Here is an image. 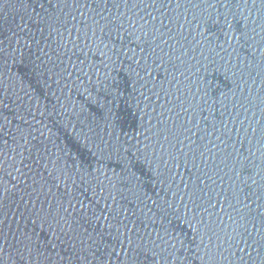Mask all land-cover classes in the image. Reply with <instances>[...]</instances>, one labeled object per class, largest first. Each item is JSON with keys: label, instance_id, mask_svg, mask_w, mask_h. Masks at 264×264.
I'll list each match as a JSON object with an SVG mask.
<instances>
[{"label": "water", "instance_id": "95a60500", "mask_svg": "<svg viewBox=\"0 0 264 264\" xmlns=\"http://www.w3.org/2000/svg\"><path fill=\"white\" fill-rule=\"evenodd\" d=\"M0 264H264V0H0Z\"/></svg>", "mask_w": 264, "mask_h": 264}]
</instances>
